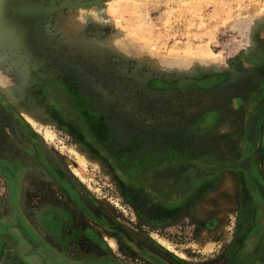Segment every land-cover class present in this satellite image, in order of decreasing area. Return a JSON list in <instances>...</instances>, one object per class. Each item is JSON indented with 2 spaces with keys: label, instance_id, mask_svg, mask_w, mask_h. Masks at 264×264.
<instances>
[{
  "label": "rangeland",
  "instance_id": "1",
  "mask_svg": "<svg viewBox=\"0 0 264 264\" xmlns=\"http://www.w3.org/2000/svg\"><path fill=\"white\" fill-rule=\"evenodd\" d=\"M42 17L40 31L59 64L18 68L21 56L13 47H1L14 44L11 35L0 34V117L6 121L0 125V153L17 152L35 170L43 167L32 163L37 156H27L24 147L42 151L41 160L82 189L95 217L112 228L114 235L103 229V238L109 254L123 264L264 261L262 240H252L250 232L246 236L251 224L237 230L234 173H225L214 188L209 178L199 181L191 173L177 197L171 196L175 191L152 190L138 175L158 159L196 164L214 146L218 155L238 154L245 122L241 129L227 124L228 136L196 126L205 128L216 118L237 125L264 100V94H252L254 81L264 78V0H61ZM241 82L244 87L237 86ZM118 92L125 95L116 98ZM107 101L117 109H134L136 122L152 128L151 140L144 144L136 135L117 148L105 125L107 133L96 135L92 126H101L103 116L97 106ZM200 109L217 110L209 118ZM220 109L235 110L223 114ZM65 118L75 123L72 130ZM258 120L252 169L261 172L264 184V124ZM174 169L169 177L179 178ZM223 189L232 192L230 201L219 194ZM246 209L241 211L251 213L250 205ZM238 235L242 240L236 243Z\"/></svg>",
  "mask_w": 264,
  "mask_h": 264
},
{
  "label": "flooded vegetation",
  "instance_id": "2",
  "mask_svg": "<svg viewBox=\"0 0 264 264\" xmlns=\"http://www.w3.org/2000/svg\"><path fill=\"white\" fill-rule=\"evenodd\" d=\"M33 1L40 2V0ZM43 2L49 4V0H43ZM15 23L14 32L9 33L7 29L4 31L1 29L0 34L4 38L9 34L15 36L16 43H13L17 47L16 55L24 59L23 57L29 54L25 53L26 49L21 47L24 41L23 22L21 20ZM41 34L43 36L40 38L43 42L38 48V53L43 58L38 66L45 65L48 61L57 63L54 52L52 54L49 52V48L51 46L53 48V45L49 47L50 43L45 36L46 33L41 31ZM67 40L71 43L70 37H67ZM13 45L8 46L7 42H3L1 47L8 50ZM67 64L69 63L67 62ZM254 82L257 85L252 94H264V78ZM237 86L244 87V84L241 82ZM124 95V93L118 92L116 98ZM251 103L253 104V100ZM97 110L103 116H101V126L100 124L92 126L95 129V134L103 135L105 125L112 144L117 148L120 145L130 144L136 135L140 138L139 141L144 142V144L151 140L152 128L141 126L140 123L136 122L131 116L134 109H117L111 102L107 101L106 104L101 102L97 106ZM200 110V113L207 112L209 117L211 112L217 109ZM234 110L220 109V112ZM246 113L248 114V111ZM258 117V122L262 121L264 124V100L249 113L244 121L237 122V125L224 118L223 121L216 118L215 121H210L205 128L200 124L196 126V128L207 129L209 132L215 129L220 134L228 136L229 133H224V128L225 130L229 129L227 124L241 129L245 122L248 129L243 136L241 135L242 142L239 145L241 146L239 155L235 154L233 157L218 155V150L213 145L214 147L209 149L208 156H202L203 159H198L196 164H167L164 160L158 159L156 163H153L154 165L151 163L145 165L138 175L147 179L149 184H146L152 190L159 193L175 191L171 196L177 197L182 183L192 174L196 180L204 177L209 178L211 187L214 188L219 186L222 180L224 182L225 173H234L233 183H235L234 191L236 192L234 204L239 213L236 215L237 230L240 231L243 225L249 226L251 224L246 236L250 232L249 235L252 240L261 239L264 243V184L261 179L263 176L261 172L252 169L254 153L252 141ZM65 121L69 129H71L69 125L72 128L75 127V123L70 119L65 118ZM2 124L6 125V121H2V117H0V125ZM223 140V145L228 146L227 141ZM201 142L202 137L194 142L197 149L201 147ZM30 148V146L24 147L23 153L27 156L35 154L37 159L33 158L35 161L32 163H40L43 168L36 167L34 170L29 167L26 163L27 160L17 157L20 155L17 152L13 153V151L6 150L0 153V264H9L8 258H10V264H61L59 261L54 262L51 256L64 261L66 264H123L116 260L112 254H109L110 250L103 238V229L114 235L112 228L95 217L92 207L83 199L82 189L77 190L75 184L70 178L68 179L60 168L54 170L44 160H41L42 151L37 148L33 150ZM181 167H186L184 176L177 178L175 175H171L169 177L168 171L171 168L179 169ZM119 175L118 170L114 176L118 178ZM128 175L130 176V174ZM256 182L260 183L263 190L258 188ZM124 186L132 187L130 185ZM128 193L129 191L126 194L128 200L136 207V201ZM219 194L226 197L228 201L232 199L231 191L223 189L219 191ZM245 195L249 199H246ZM212 203L216 204V199H213ZM248 205L252 208L251 213L242 212V209L248 210L246 209ZM146 206H140L139 209H146ZM229 208L232 209L231 206ZM211 214H213V210ZM247 218H249L248 222L250 223L245 224L244 221ZM216 222L217 219L210 222L211 228H215ZM241 238V235H238L234 240L237 243L242 240ZM261 255L264 258L263 250H261ZM257 262L255 264H264L262 260Z\"/></svg>",
  "mask_w": 264,
  "mask_h": 264
},
{
  "label": "water",
  "instance_id": "3",
  "mask_svg": "<svg viewBox=\"0 0 264 264\" xmlns=\"http://www.w3.org/2000/svg\"><path fill=\"white\" fill-rule=\"evenodd\" d=\"M61 0H55L53 4H43L44 2H30L29 0H0V24L6 27L9 32H14L16 21L23 22L24 41L21 47L24 50H28V56L18 58V68L22 66V69L26 68L27 65L38 66L41 63L42 55L38 53V48L43 42L41 37V23L47 10L53 9L57 2ZM69 2L70 0H62ZM47 5V6H45ZM3 27V28H4ZM43 36V35H42ZM11 40L16 43L15 36H10ZM13 45L16 51L17 47ZM21 45V44H20ZM16 53V52H15ZM38 54V55H37ZM40 55V56H39ZM256 57V56H255ZM260 58V57H256ZM20 66V67H19Z\"/></svg>",
  "mask_w": 264,
  "mask_h": 264
},
{
  "label": "bare ground",
  "instance_id": "4",
  "mask_svg": "<svg viewBox=\"0 0 264 264\" xmlns=\"http://www.w3.org/2000/svg\"><path fill=\"white\" fill-rule=\"evenodd\" d=\"M180 1V0H179ZM55 2V0H49V3L50 4H53ZM113 9V8H112ZM241 24V23H240ZM242 28H243V25L241 26ZM8 91V90H7ZM6 91V92H7ZM5 93V92H4ZM10 93V92H9ZM9 97H10V100H11V102L12 103H17L16 102V98H15V96L12 94V91H11V94H9L8 95ZM16 107H18V109H19V111L30 121V120H32V118H31V115L27 112V111H25V109H23V108H21L20 106H16ZM27 110V109H26ZM34 122V121H33ZM32 122V123H33ZM34 124V123H33ZM36 124V123H35ZM79 158V157H78ZM81 159H82V157H80ZM82 161V160H81ZM84 161V160H83ZM175 170V169H174ZM178 172V171H177ZM168 173H170V171H168ZM51 258H52V260L54 261V262H56V261H59L61 264H66L64 261H61V260H59V259H57V258H55V257H53V256H51Z\"/></svg>",
  "mask_w": 264,
  "mask_h": 264
},
{
  "label": "crops",
  "instance_id": "5",
  "mask_svg": "<svg viewBox=\"0 0 264 264\" xmlns=\"http://www.w3.org/2000/svg\"><path fill=\"white\" fill-rule=\"evenodd\" d=\"M184 168L185 167H181V168H179V176H181V175H183L184 173H183V171H184Z\"/></svg>",
  "mask_w": 264,
  "mask_h": 264
}]
</instances>
